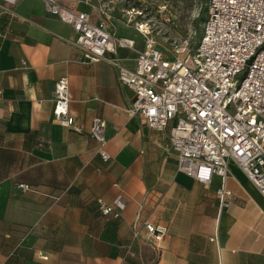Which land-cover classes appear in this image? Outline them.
I'll list each match as a JSON object with an SVG mask.
<instances>
[{
  "label": "crops",
  "instance_id": "1",
  "mask_svg": "<svg viewBox=\"0 0 264 264\" xmlns=\"http://www.w3.org/2000/svg\"><path fill=\"white\" fill-rule=\"evenodd\" d=\"M59 2L133 40L134 48L107 57L135 68L144 42L122 14L126 6ZM63 76L81 132L54 118ZM134 97L109 62L85 59L73 26L43 0H0V264H264L259 188L235 164L225 183L184 174L167 147L169 129H150L129 113ZM97 116L106 123L108 160L91 136ZM119 195L120 216L103 215L99 199L113 204ZM148 223L165 229L157 246L146 238Z\"/></svg>",
  "mask_w": 264,
  "mask_h": 264
},
{
  "label": "built area",
  "instance_id": "2",
  "mask_svg": "<svg viewBox=\"0 0 264 264\" xmlns=\"http://www.w3.org/2000/svg\"><path fill=\"white\" fill-rule=\"evenodd\" d=\"M43 1L48 13L73 26L85 59L106 60L117 69L120 82L134 90L129 113L141 116L150 129H169L167 147L176 153L180 171L203 184L211 183L214 175L225 183L235 164L264 195V0H207L200 40L192 45L187 38L166 48L170 56L158 48L149 20H137L144 13L125 9L128 23L135 25L144 42L133 69L118 57H107L118 48H134L133 40L118 38L105 21L94 22L87 12L69 9L59 0ZM166 10L165 4L160 13L170 25L173 18ZM70 102V79L63 76L55 84L54 118L81 132ZM105 125L101 117H94L91 136L108 160ZM225 193L222 186V206ZM99 204L105 216L119 217L126 207L122 195L113 204L103 199ZM146 228V238L157 246L165 229L150 223Z\"/></svg>",
  "mask_w": 264,
  "mask_h": 264
},
{
  "label": "rangeland",
  "instance_id": "3",
  "mask_svg": "<svg viewBox=\"0 0 264 264\" xmlns=\"http://www.w3.org/2000/svg\"><path fill=\"white\" fill-rule=\"evenodd\" d=\"M117 4L135 7L145 15L153 27V35L160 43L158 48L165 54H171L166 48L179 45L190 38L195 45L202 36V23L206 17L207 0H116ZM167 5L166 12L171 15L173 22L169 23L160 13V8ZM124 11V10H123ZM122 11V14L124 13Z\"/></svg>",
  "mask_w": 264,
  "mask_h": 264
}]
</instances>
